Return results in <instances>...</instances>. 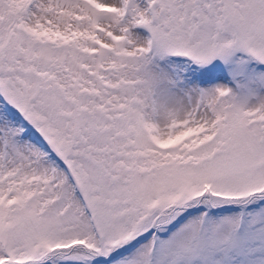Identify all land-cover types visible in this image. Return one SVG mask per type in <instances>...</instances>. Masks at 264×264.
Returning <instances> with one entry per match:
<instances>
[{"label":"snow or ice","instance_id":"snow-or-ice-1","mask_svg":"<svg viewBox=\"0 0 264 264\" xmlns=\"http://www.w3.org/2000/svg\"><path fill=\"white\" fill-rule=\"evenodd\" d=\"M0 264H264V0H0Z\"/></svg>","mask_w":264,"mask_h":264}]
</instances>
